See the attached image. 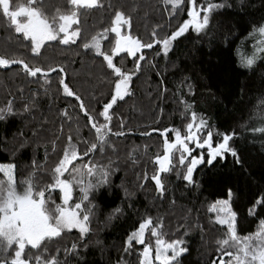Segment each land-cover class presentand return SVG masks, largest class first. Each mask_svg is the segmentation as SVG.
Listing matches in <instances>:
<instances>
[{"label":"trees","instance_id":"1","mask_svg":"<svg viewBox=\"0 0 264 264\" xmlns=\"http://www.w3.org/2000/svg\"><path fill=\"white\" fill-rule=\"evenodd\" d=\"M10 3L15 10V5L27 0ZM102 3L101 9L80 10L81 36L75 44L48 41L39 56L0 12V55L22 59L30 67L63 66L65 70L32 77L22 65L0 67V109L12 108L0 119V163L16 165L15 179L34 174L35 185L43 186L53 182L52 170L71 143L83 157L72 167L95 163L107 170V182L89 194L90 231L82 236L79 229H72L45 242V257L56 256L60 264H140L144 245L134 242L125 251L126 240L146 218L153 220L167 242H184L187 252L179 257V264H218L222 253L217 242L225 238L227 225L215 223L211 205L228 199L231 190L236 230L242 237L256 235L259 222L264 220V206L256 203L264 197V132L260 131L264 128V57L246 65L252 46L264 39L258 33L264 25V0H211L224 6L210 14L206 28L197 31L190 26L172 42L166 55L161 44L143 49L145 60L139 61V71L136 63L141 53L137 57L127 53L114 56L117 67L135 74L129 86L131 94L110 111L112 131L101 147L79 101L64 95L59 83L63 76L95 120L105 123L99 113L114 93L118 77L103 56L85 49L83 43L110 28L116 11L131 17L130 34L143 43L153 41V31L156 39L165 38L190 19L188 0L175 13L164 0ZM203 3L197 0L198 5ZM41 7L51 16L57 8L63 11L70 5L66 0H42ZM115 39V33H109L102 44L100 41L101 51L111 54ZM192 113L198 118L194 124L199 118L207 122L201 140L212 131L215 146L223 134L232 135L229 144L237 155L225 153L208 163L207 149L196 148L185 165L200 154H204L205 162L196 167L192 182H188L183 179L185 166L179 165L174 149L172 163L176 166L160 173L164 184L161 192L151 179L159 170L157 156L165 154L161 133L167 130L168 142L175 143L174 130L186 133L187 124L193 122ZM118 131L125 134H113ZM91 143L98 144L96 151L83 156ZM187 143L195 148L192 142ZM63 179H70L68 173ZM100 179L98 170L95 177H84V182L96 184ZM73 188L79 201L80 189L76 185ZM59 194L58 189L52 192L57 204L61 203ZM253 208L254 215L250 214ZM145 238L155 241L147 231ZM73 244L77 245L74 252ZM223 258L226 262L230 259ZM154 264L159 262L154 260Z\"/></svg>","mask_w":264,"mask_h":264},{"label":"snow or ice","instance_id":"2","mask_svg":"<svg viewBox=\"0 0 264 264\" xmlns=\"http://www.w3.org/2000/svg\"><path fill=\"white\" fill-rule=\"evenodd\" d=\"M185 0H164L165 4L172 6V11L175 13L184 4ZM70 5L67 10L57 8L55 14L49 16L43 11L41 4L42 0H27L26 4L15 5V10H11L12 5L10 0H0V12L9 18L10 23L14 25L15 33H22L23 39L31 42V52L36 56L40 55L41 48L48 41H58L61 44H75L80 38V10L101 9L104 7L102 0H66ZM190 10L187 15L190 19L185 20L176 31L165 38L156 39V32H152L154 38L152 42L143 43L139 38L130 34L131 17L126 16L122 11H116L112 26L105 28L103 33L92 36L90 42L83 43L85 49H94L97 55L103 56L107 62V67L113 70V74L118 77L114 83V93L111 95L108 103L103 105V111L99 113L105 120V123L100 124L89 113L81 97L73 91L69 83L65 82L62 76L59 79L62 85L63 94L69 97H74L79 101V108L88 118L91 127L95 129L98 137L99 145L102 147L107 142V133L112 130L110 123L112 116L110 110L118 101H123L126 96L130 95L129 86L134 72H127L117 67L113 63V58L120 53H127L132 57H137V53H141L136 63V71H139V61L145 60L142 50L151 49L156 44L163 46V52L166 55L170 50L173 41L194 26L197 31H202L207 27L210 19V14L217 8L223 7V4H213L211 0H204L202 5L197 4V0H188ZM204 13L201 16V13ZM23 17L24 21L18 18ZM73 25H77L73 28ZM109 33H115V44L111 47V54L100 50V36L107 39ZM260 35H264V26L258 29ZM63 34V35H61ZM257 51H264V40L260 41V46ZM257 58L253 54L252 58L246 59V65L251 66ZM22 65L23 70L32 77H37L41 74L47 77L49 73H64L63 66H48L47 69L42 67H30L28 63L22 59L6 58L0 55V67H9L10 65ZM47 82V80H46ZM187 107H191L188 105ZM11 105L0 109V119L4 118V114L11 112ZM67 116V110L64 111ZM197 115L191 114V120L187 124V132L183 135L180 130L175 131V143H169L167 140V130L161 133L164 137L165 154L157 156L156 163L159 165L158 172L151 177L158 189L163 192L164 184L162 183L160 173H167L176 165H173V150L179 152L178 163L185 166L183 179L192 182L193 172L198 164L204 163V154L192 157V152L196 148L207 149L209 157L208 163H212L218 157L223 158L225 153H230L236 156L237 153L231 148L229 141L233 138L232 135L223 134L219 143L213 146V132L208 131L206 138L201 140L197 135L201 129L207 127V122L203 118H199V125L194 129V122L197 121ZM264 132V128L260 129ZM114 135H124L123 132H115ZM151 133H145L150 135ZM220 135V134H216ZM71 141L72 137L69 136ZM192 142L195 148H189L187 142ZM87 143V141H85ZM98 147L97 143H91L83 152V156H88L94 153ZM82 159L78 153L76 146L69 143L68 149L63 152L62 159L52 170V183L43 186H37L33 183V175H30L27 180H22V190H17L15 180L16 165L13 163H0V174L6 179H0V264H60L56 256L45 257L47 251L46 241L60 237L64 231H71L73 228L79 229L80 233L86 235L89 229V217L92 213L90 207L91 201L89 194L98 186H102L107 182V170L97 166L95 163L91 165L82 164L78 167H72L73 162L77 159ZM35 163V162H34ZM100 172L101 179L93 184L91 181L85 184L84 177H95L97 172ZM68 173L70 179H63L64 174ZM79 187L81 195L79 202L70 204L73 186ZM59 190L62 193V203L57 204L52 198V192ZM229 198L217 201L211 205L210 211L216 213L215 223L219 225H227V230L224 233L225 238L219 240V251L222 253L218 260V264H264V220L259 222V230L256 235L240 236L236 230L237 214L231 208V190L228 194ZM85 202H88L85 204ZM258 205L264 206V197L259 198L256 202ZM51 205V207H50ZM255 209H250V214L254 215ZM158 223V222H157ZM146 231L150 237H155L154 245L151 240H145ZM164 233L158 230L153 225L151 218H146L139 224L138 230L133 231L126 240L125 251H128L133 243L144 245L140 253L142 259L140 264H153V251L155 252L154 260L159 264H179V257L187 252V248L183 247L182 240H173L167 242L163 237ZM27 249V251H26ZM77 245L73 244L71 251H76ZM227 249H234L229 251ZM33 250L36 254L33 255ZM11 253V255H8ZM171 253V255H169ZM224 256L230 259L226 262ZM213 264H217L216 261Z\"/></svg>","mask_w":264,"mask_h":264},{"label":"rangeland","instance_id":"3","mask_svg":"<svg viewBox=\"0 0 264 264\" xmlns=\"http://www.w3.org/2000/svg\"><path fill=\"white\" fill-rule=\"evenodd\" d=\"M204 15V13L202 12L201 13V16H203ZM19 20H21V21H24V18L23 17H20V18H18ZM74 26L75 25H73V28H74ZM264 26V25H263ZM61 35H63V34H61ZM262 38H264V35H260V39H262ZM106 39L103 37L102 38V40H100L101 41V44L105 41ZM264 40V39H263ZM260 46V41H257V43L254 45V46H252V55H251V58L253 57V54L255 53L256 54V56H257V58L255 59V60H257L259 57H264V51H257V49H258V47ZM100 50H101V48H100ZM199 125V123L198 124H194V129H193V131H195L196 130V127ZM203 131H204V129H201V131L200 132H198L197 133V135L198 136H200V135H202V133H203ZM176 158H177V160H178V158H179V152H177L176 151ZM187 161V160H186ZM185 161V162H186ZM199 165V164H198ZM197 165V166H198ZM196 166V167H197ZM196 169V168H195ZM195 171V170H194ZM66 174V173H65ZM65 174H64V177H65ZM64 177H62V178H64ZM0 179H6V177H4L2 174H0ZM16 180V183H17V190L18 191H21L22 190V185H21V181L22 180H27V179H15ZM33 183H34V181H33ZM35 184V183H34ZM76 194H77V192H76V190L73 188V193H72V198H71V201H70V204H72V203H76V202H79V201H77V199H76ZM61 197H62V193L60 192V194H59V201H61V203H62V199H61ZM59 204V203H58ZM73 229H76V228H73ZM145 240L147 241V238H145ZM153 245H154V243H153ZM8 255H11V253H9ZM154 255H155V252L153 251V253H152V256H153V264H154Z\"/></svg>","mask_w":264,"mask_h":264},{"label":"water","instance_id":"4","mask_svg":"<svg viewBox=\"0 0 264 264\" xmlns=\"http://www.w3.org/2000/svg\"><path fill=\"white\" fill-rule=\"evenodd\" d=\"M120 54H121V53H120ZM120 54H119V55H120ZM111 110H112V109H111ZM111 110H110V111H111Z\"/></svg>","mask_w":264,"mask_h":264}]
</instances>
